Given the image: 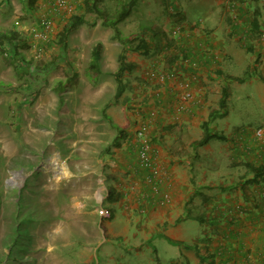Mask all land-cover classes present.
<instances>
[{
	"label": "rangeland",
	"instance_id": "obj_1",
	"mask_svg": "<svg viewBox=\"0 0 264 264\" xmlns=\"http://www.w3.org/2000/svg\"><path fill=\"white\" fill-rule=\"evenodd\" d=\"M48 1L36 0L28 8L27 0H0V32L17 31L26 44L19 51L31 62L26 70L19 56L12 59L10 51L6 54V44L0 49V264H169L177 256L176 244L156 238L144 242L136 256L135 244L116 238L107 226L113 211H121L116 208V193L125 188L128 178L110 164L120 147L111 145L115 129L102 111L112 122L125 124L128 133L142 124L150 92L147 89L175 71L165 69L171 52L178 54L181 50L176 46L184 27L180 38L173 32L176 26H184L178 9L185 13L183 22L211 26L216 21L212 13L222 10L221 1L138 0L118 28L124 36H143L151 53L144 56L136 51L125 52L126 59L136 66L124 74L127 87L117 103H109L116 85L111 72L121 51L120 43L111 38L113 30L102 26L93 14H85L87 21L59 41L64 20L48 11ZM68 1L73 14L82 12V0ZM103 4L109 12L118 7L112 0ZM44 17L51 25L48 41L33 36V28L40 27ZM222 17L225 22L224 14ZM144 25L158 33L157 41L142 29ZM239 38L246 47L247 33ZM98 42L103 71L88 77L90 51ZM246 57L249 59L250 54ZM162 71H168V76L159 79L157 75ZM74 72L78 77L61 94L63 101L59 104L58 94L50 87ZM145 74L150 77V86L143 81ZM252 88L248 84L233 85L225 112L210 119L209 127L225 133L235 124L257 126L256 118L263 107L251 94ZM124 97L128 99L122 103ZM209 144L216 148L222 142L211 139ZM107 147L109 152L105 151ZM55 154L58 163L66 165L67 178L54 180L45 170ZM13 176L14 183L9 181ZM109 191L113 192L111 198ZM100 208L109 216L100 215ZM119 226L114 225L112 230L120 231ZM12 234H16L13 239Z\"/></svg>",
	"mask_w": 264,
	"mask_h": 264
},
{
	"label": "crops",
	"instance_id": "obj_2",
	"mask_svg": "<svg viewBox=\"0 0 264 264\" xmlns=\"http://www.w3.org/2000/svg\"><path fill=\"white\" fill-rule=\"evenodd\" d=\"M220 1L222 10L212 13L216 21L211 26L183 22L185 13L178 9L184 34L176 48L183 52H171L176 58L165 70L175 68L174 73L147 89L142 124L151 140L157 175L144 179L133 131L110 162L128 179L115 195L116 208L121 211H113L107 226L116 238L135 244L136 256L144 242L170 238L176 241L169 242L177 245V256L169 264H264V173L256 177L251 169L262 167L264 171L258 156L264 138L252 137V130L264 124V0H239L238 23L232 18L236 12ZM252 15H257V27L251 24L253 18L247 19ZM242 33L248 35L246 47L239 38ZM230 76H243L244 80L228 79ZM143 81L150 86L149 75ZM225 84L226 104L233 85L253 87L251 94L263 107L256 118L258 125L244 128L235 124L229 130L226 126L225 133L209 127L210 133L223 138L218 139L222 144L214 148L210 139L191 146L202 134L201 124L209 109L218 106L220 85ZM185 89L199 94V102L187 105L182 98ZM237 127L247 131L236 134ZM116 224H120L118 232L112 230Z\"/></svg>",
	"mask_w": 264,
	"mask_h": 264
},
{
	"label": "trees",
	"instance_id": "obj_3",
	"mask_svg": "<svg viewBox=\"0 0 264 264\" xmlns=\"http://www.w3.org/2000/svg\"><path fill=\"white\" fill-rule=\"evenodd\" d=\"M36 0H27L28 8H32ZM106 0H82L81 9L82 12L79 14H71L69 18L63 24L60 32H59V41H62L64 38L68 36V34L73 31L78 25L85 23L87 19L85 18V14H93L96 18L100 19V24L105 27H109L113 30V34L111 36L112 39H116L121 45V51L117 56V66L114 71L111 72L112 77L115 81V92L113 94V98L110 100L109 103H117L118 98L123 94L127 87V82L124 78L125 73H131L136 64L126 59L125 52L126 51H136L142 53L144 56L151 53L149 42L141 35L137 33H130L128 35H122L119 28L118 23L121 22L124 18H126L132 8L137 4L138 0H112L116 1L118 7L114 8L112 12H109V8L104 6V2ZM252 26L257 27V15H254L253 19L251 20ZM142 29L150 35L151 39L158 40L159 35L158 33L150 26L144 25ZM142 30V31H143ZM22 36L17 31L14 30H5L0 32V49L2 50V46L6 44L8 50H6V54L8 51L12 53V59L19 56L20 58V65L26 66V70H28V65L31 63L30 60H25L22 56L21 52L19 51V47H26L24 41L22 40ZM168 46V42L165 43ZM178 47V46H177ZM100 43H96L89 55L87 67H86V74L88 77L92 74H99L102 73L103 69L100 65L101 60V53ZM180 52H183L180 50ZM178 55V54H177ZM176 55L171 56L168 59V63H172ZM77 72L72 73L71 75H67L63 78L56 80L51 85V90L58 94L59 104L62 103L63 97L61 94L65 91L70 89L77 79ZM228 79H232L235 81H243L244 77H235L230 76ZM220 96L218 99V106L214 108H210L208 112L207 120L203 121L201 124L202 134L199 138L194 139L191 141V146L197 147L207 143L212 138L223 139L220 135H216L209 132V121L216 115L220 114L221 112H225L226 109V97L228 95V88L227 85H223L220 91ZM128 98L124 97L121 101L122 103L127 101ZM108 105L107 103L105 104ZM102 115L109 121L110 126L115 129V135L111 140V145L113 147H119L127 138L128 136V128L125 124H116L111 121L110 116L105 112L102 111ZM109 147L106 148L105 151L109 152ZM104 151V152H105ZM251 169L255 172L256 177H261L264 173L262 167H255L252 166ZM112 191H109L108 196L109 198L112 197ZM16 234L11 235V239L15 238ZM169 241L175 243L176 241L171 240L168 238Z\"/></svg>",
	"mask_w": 264,
	"mask_h": 264
},
{
	"label": "built area",
	"instance_id": "obj_4",
	"mask_svg": "<svg viewBox=\"0 0 264 264\" xmlns=\"http://www.w3.org/2000/svg\"><path fill=\"white\" fill-rule=\"evenodd\" d=\"M224 1H225V6L229 11L236 12L239 10L240 7L238 6L239 4H241L239 0H224ZM47 3H48V11L52 12L54 15L57 14L60 20H64V23L69 18V16L73 14L74 9L68 0H49ZM237 15L238 13L236 12L232 16L233 21H235L236 23H238ZM50 26H51L50 20L44 17L41 22L40 27L33 28V36H35L36 38L40 40L48 41L49 39L48 33H49V30L51 29ZM181 27L183 28L182 25L176 26V28L173 31L176 37L178 38H180L179 35L181 32ZM188 62L191 63V65L194 64V62L192 60H189V58H188ZM167 72L162 71L158 73L157 75L158 78L164 79L166 76H168L169 72L168 73ZM182 98L187 105H190V104L194 105L195 103L199 102L200 96L199 94L194 93V91L185 89L183 90ZM246 131L247 130H245L244 128H239L237 129L236 134L243 135ZM133 134L138 143L137 152H136L137 163H138V166L145 171V173H143L144 179L148 180L151 177L156 176L158 172V166L153 161L154 159H153L152 149H151V140L146 134L143 128V124L136 125L133 131ZM252 137L257 140H261L262 138H264V124L258 127H255L252 130ZM258 156L261 159L262 163L264 164V143H262V146L258 149ZM263 190H264V187H263ZM237 209L239 208L237 207ZM140 212L141 213L144 212V208L141 207ZM98 213L106 217L109 216L108 211L102 208L98 210Z\"/></svg>",
	"mask_w": 264,
	"mask_h": 264
},
{
	"label": "bare ground",
	"instance_id": "obj_5",
	"mask_svg": "<svg viewBox=\"0 0 264 264\" xmlns=\"http://www.w3.org/2000/svg\"><path fill=\"white\" fill-rule=\"evenodd\" d=\"M45 170L50 172L54 180L67 178L69 176V172L67 170L66 165L58 163V155L56 154L50 158L47 164H45ZM15 179L13 176L12 178H10L9 181L14 183ZM97 198H100L99 195H97Z\"/></svg>",
	"mask_w": 264,
	"mask_h": 264
}]
</instances>
